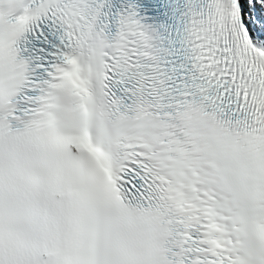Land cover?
<instances>
[{"label":"snow or ice","instance_id":"snow-or-ice-1","mask_svg":"<svg viewBox=\"0 0 264 264\" xmlns=\"http://www.w3.org/2000/svg\"><path fill=\"white\" fill-rule=\"evenodd\" d=\"M0 264H264V0H0Z\"/></svg>","mask_w":264,"mask_h":264}]
</instances>
